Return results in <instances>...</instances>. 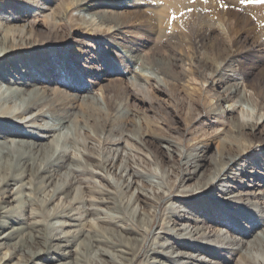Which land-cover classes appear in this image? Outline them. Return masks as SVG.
<instances>
[{"label": "rangeland", "instance_id": "374dc122", "mask_svg": "<svg viewBox=\"0 0 264 264\" xmlns=\"http://www.w3.org/2000/svg\"><path fill=\"white\" fill-rule=\"evenodd\" d=\"M70 2L0 0V39L8 36L15 42L7 63L0 64L5 73L0 76V94L5 97L9 87H21L24 81L29 83L27 91L37 87L47 98L54 96L56 87L78 91L81 97L89 91L95 97L94 106L82 98L75 102L80 127L63 131L76 143L73 147L64 144L68 162L53 174L49 186H40L45 180L39 171L43 156L37 158L35 167L21 163L18 155L22 152L13 153L17 159L0 165V207L10 209L6 218L10 225L15 224L11 219L24 222L23 247L37 250L48 245L55 231L46 226L66 218L51 220L45 210L63 207L73 210L75 219L69 221L79 226L62 229L82 227L90 233L79 253L75 252L79 258L76 264L264 263V226L255 224L254 220H261L251 214L264 209V174H260L264 173V119L254 133L243 131L244 120L258 119L264 113V101L259 109L252 101L241 102L237 94L224 99L229 84L223 75L237 77L242 83L245 77L241 74L245 73L246 83L256 84L264 94V60L260 59L264 51L254 45L264 39V2L177 0L167 7L163 18L154 20L153 9L163 7L162 0H124L127 4L123 5L120 0H109L111 5L100 8L109 15L142 16L140 21L125 17L127 25L109 40L84 34L82 18L91 14ZM238 14L246 21L244 30L236 22ZM149 18H153L152 24ZM198 25L206 29L221 26L210 31L215 50L198 46ZM235 37L241 38L238 47L245 51L240 67L230 63L229 56L227 62L222 60ZM116 40L123 46L114 44ZM126 45L142 54L137 64L119 50ZM69 61L75 70L68 66ZM151 61L155 68L141 67ZM157 66L162 73L155 71ZM140 70L144 77L138 80L135 72ZM251 92L246 91L248 95ZM107 95L114 99L113 114L112 110L109 113ZM9 104L15 105L14 114L1 115L0 122L16 129H33L36 107L15 113L21 111V98H13ZM83 114L96 130L83 129ZM39 119L38 124L47 121ZM241 150L238 158L224 164ZM69 169L76 181L57 192L68 181L60 179L61 173ZM23 174L24 180L32 183L31 189H26L32 203L20 208V199L14 200L9 190L13 192ZM256 176L261 181L255 180ZM4 189L7 197H3ZM54 190L55 198L47 202L45 198ZM248 191L251 194H245ZM242 241L244 247L234 249L235 243ZM77 242L70 249L74 250ZM99 249L115 253L122 261H104L106 256L95 254ZM169 249L174 252L165 254ZM175 251L184 254L179 261L169 256ZM247 252L251 259L245 258ZM20 257L17 254L11 263Z\"/></svg>", "mask_w": 264, "mask_h": 264}, {"label": "bare ground", "instance_id": "6f19581e", "mask_svg": "<svg viewBox=\"0 0 264 264\" xmlns=\"http://www.w3.org/2000/svg\"><path fill=\"white\" fill-rule=\"evenodd\" d=\"M116 1L118 2L119 0H116ZM120 1L121 2L119 4H122V5L127 4V2L123 3L124 0H120ZM159 1L161 2V0H159ZM162 1L165 2L163 7H159V8L155 7L153 9L154 20H155V17H157L158 20L163 18V16L165 15L164 14L165 11H167V9L170 8L172 6V4L177 0H162ZM226 2H228V1H226ZM109 3H110L109 0H108V2L105 0H71L70 6L78 7L79 9L84 10L85 12L88 11V13L91 14L90 18H86V17L82 18L81 24L84 27L83 28L84 34H86V35L98 34V35H100V39L109 40L110 35H112V36H114L115 34L118 35V33L127 25V21L124 22L125 17L128 16L130 19H133L135 17L138 20H139V18H142L141 14L138 15L136 13H135V15L133 14L131 16H129L127 14L123 15V14L118 13V12H115L114 14L109 15L100 9L102 7H105V6H109ZM110 5H111V3H110ZM228 5H226L225 7H227ZM101 12H103V13H101ZM226 12H227V14L229 13L228 11H226ZM150 13H152V12H150ZM146 17H147V15H146ZM96 18H98L99 20H96ZM206 18L208 19V17H206ZM237 18H238V20H236V22H237L238 26L243 29L244 23L246 21L243 20L242 16L239 14H238ZM137 19H135V20H137ZM144 19H146V18H144ZM152 19L153 18H149V22H148L149 24H152V22H153ZM210 20H211V18H210ZM202 21H203V19H202ZM212 23L207 22V24H212ZM237 24H236V27H237ZM198 27H199V25H198ZM215 27H218V29H219V27L221 28V26H212L211 28H209V26H208V29L204 28L203 26L198 28L199 31H197V33H196L197 34V44H198V46L201 47V49L206 50V51H208L209 49L215 50L214 43H213L214 40L212 38H210V36H211L210 31H211V29H213ZM151 28H152V26H151ZM230 28H228V29H230ZM153 29L155 30L154 27H153ZM231 29L228 31H231ZM242 29H240V30H242ZM260 30H261V28H260ZM261 31H263V29ZM227 33H229V32H227ZM240 41H241V38L233 39L231 45L228 48H225V49H227V50H225L227 52V55L223 59L221 58L222 60H224L223 62H227L228 60H230V63H236L237 65H239V67H240V65H242L244 63L245 59L243 58V56H244L245 51L239 49L238 44L240 43ZM255 42H256V40H255ZM12 43H15V42L12 41V39L9 38L8 36L3 38V39H0V64H2L3 61L8 60L9 57H6V56H8V54H12V52L15 50V48H14L15 46L11 45ZM118 43H119V45H121V43L117 40H116V43H114V44L117 45ZM254 45L258 49V51L259 50L264 51V39L263 38H261L260 40H257L256 44H254ZM121 46H123V45H121ZM119 50H121L123 53H125L126 57L132 63L134 62L135 64H137L139 59H141L143 57L142 54L139 53L138 49H136L134 46L128 47V45H126L122 49H119ZM228 56H229V58H228ZM227 58H228V60H227ZM260 59L264 60V56L261 57ZM152 61L146 62V64H144V62H143V65L141 67H143V68L154 67L155 68V65L151 64V63H154ZM68 66H70L73 70H75L70 61H69ZM219 67L216 70H219ZM141 70L139 72L138 71L135 72L136 77L138 76V80H139V78L144 77V76H142L144 74H142ZM155 71L158 74L162 73V71H160V68L158 66H157ZM3 74H5V73H3L0 70V76L1 77H3ZM164 74H165V72H164ZM223 75H224V79H225L224 81L229 84L228 85L229 93L226 96H224V99L232 98V96L237 94L240 96L241 102L242 101H244V102L252 101L256 104V106H258L259 109H261L263 107L264 94L262 93L261 90L260 91L257 90L256 84H253L250 82L246 83L247 75L245 73L241 74L242 78H243V76L245 77V81L242 83L239 82V78H237V77L230 76L227 73H225ZM4 77H5V75H4ZM7 77H9V76H7ZM159 77L160 76H158V79H161V77L160 78ZM7 79H8L7 81H9V82H11V83L13 82V79H11L10 77ZM222 79H223V77L221 78V80ZM22 83H23L22 84L23 87L22 86L17 87V88L9 87V90H8L9 93L5 97H4L3 93L0 94V110L7 111V113L0 112V117H2L1 115H4V116L10 115V113L12 112L11 110H13L15 105H11L9 103L12 101L13 98L18 97V98H21V101H22V104L19 107V109H21V111L19 110L18 112H15V113H21V112L23 113L29 109L31 110V108L36 107L37 113H36L35 117L33 115V117H34V118L32 117L33 120L38 122L40 120L39 118H42V119L44 118V120L46 118L47 121L44 123H40V124L35 122L34 128L33 129L27 128V130L16 129L13 127V125H10V124L8 125V124H5L4 122H0V136H2V139L0 140V165L5 161L8 162V161H11L12 159H17L15 154L22 152V154L18 155L19 160L21 159V163L28 164V165L30 164V165H33V167H35L37 164V161H36L37 158L39 156H43L42 157L43 167H40L39 171L43 173L44 177H42V178H45V180L40 181V186L42 185V186L46 187V186H49V184L51 183V181L53 179L52 177L54 176L53 174L56 173L57 169L60 167H66V163L68 162V152H67L68 148H65L66 146L64 144L66 143V144H69L70 146L73 147L74 144L76 143L70 136L68 137L67 135H65L66 133L63 131V130H65V128H67L69 130H73L74 127L75 128L80 127V123L78 122V118L81 117V115L79 114V112L75 111V106H76L75 102L78 101L80 98H82V100L84 102H86L88 105L94 106L95 97L89 95V93H91L89 91L86 92L85 96L81 97L80 93L77 90H76L77 92H75V93H72V92L70 93L69 90L58 89L56 87V88L52 89V93L54 94V96L52 98H47L41 94V92H40L41 90H38L37 87L27 91L28 89L26 88V85H28L29 83L27 84L24 81ZM248 86H249V88H248ZM249 89L252 92H251V94L248 95L247 94L248 92L246 93V91ZM47 90H50V89H47ZM87 93H88V95H87ZM109 96L110 95H107L106 97L109 98ZM112 99H113V97L109 98V104H110L109 113L112 110V114H113V111L116 108H115V104L112 101ZM117 110H118V108H117ZM93 111H94V113H98V111H96L95 108L93 109ZM219 112H221V111H219ZM12 114H14V112L11 113V115ZM82 118L84 120H86L85 122L82 123L83 126H86L84 128L82 126V128L84 130H86L87 128H92L93 130H96V125L95 124L94 125L89 124V119L85 114L82 115ZM262 118L264 119V113H261L258 119L256 116L252 119H248L247 121L244 120V122H243V126H244L243 129L244 130L243 131H248V133L249 132L254 133ZM22 123H26V122L22 121ZM29 124H30V122H29ZM32 124H34V123H32ZM90 132H91V130H90ZM48 139H50V140H48ZM45 140H46V142L43 143V141H45ZM9 151H12L11 155H9ZM242 152L243 151L241 150L238 154H234L233 156H230L228 158L229 160L225 161L224 164L228 163L229 161H231L233 159L238 158L239 155L242 154ZM13 153H15V154H13ZM262 161H264V160H262ZM17 167H19V166H17ZM22 169H23V172H27V169L25 167ZM222 170H225V167H222ZM222 170H221V172H222ZM253 171L254 170H250L249 172H253ZM260 174H264V173L261 172ZM73 175H74V173H73V170L71 171V169L66 170L65 172L61 173L60 179L65 178L66 180L69 181V183H68V181L65 182V184H63V186H60L58 188L57 192H62L65 188L71 186L74 183V181H76L75 180L76 178L74 179ZM24 176H25V174L20 176V183L17 184L16 186H14L13 192H11L9 190V193H10L11 197H13L14 200H17L18 198L20 199V200H18V207H20V208H23L25 205H29L32 203L31 192L26 191V189H31L32 183L26 182L24 180L25 179ZM250 180H253V179L250 178ZM255 180L261 181V179L257 176H256ZM262 181H264V179H262ZM10 184H12V182L8 183V185H10ZM255 184H257V182ZM6 192H7V190H5V189L2 191L3 197H7V195H5ZM245 194H251V192L248 191ZM55 196H56V191L54 190L53 193L48 194V197H46L45 199L47 202H50L55 198ZM9 210L10 209L6 205L0 207V223H1V228H0V264H14V263H11V261H12L13 257H15L17 254H19L21 257L18 259V262L15 264H45V260L49 261L51 259H52V261L56 262L54 264H76V261L79 258H78L77 253H75V252H78L81 250L83 245L90 238V235H89L90 233L87 231L85 232V230L82 229V227H79L76 230H68V231H65L64 229H62V227L67 226V225L79 226V224H74V223L72 224L69 221L70 219L74 218L73 217V215H74L73 210H70L69 208H63V207H61L59 209H57L55 207V209L50 210V211L45 210L47 217L51 220L54 218H61V219L66 218V219H62L61 223L59 222L60 224L59 223L58 224L53 223V222L50 223L49 225L46 224L47 230H49V231L53 230L55 232L51 235L50 240H49L50 242H48V245H46L45 247H40L37 250H32L30 247H27V248L23 247L25 245V243L22 241H23L25 234L27 233V229L22 224L24 222L18 223V220H16V219H11L15 224H12V225L9 224L10 222H8L6 219L8 217ZM256 211L255 212L251 211V214L256 215L255 218L257 219V221L261 220V223H258V222H256V220H254L255 224L261 225V227H263L264 226V209L261 213H258ZM18 217H20V216H18ZM258 228H259V226H258ZM81 236L83 238H80ZM262 238H264V237H262ZM77 240H78V242H77V245L74 247L75 249L74 250L70 249ZM232 241H233V239H232ZM165 244L166 243L162 244V246H164ZM235 244H236V247H234V249H236V250H241V248L244 247L243 241H242V243L237 242ZM7 245H8V247H7L6 251L1 254V250L3 248H5ZM234 249L232 250L233 252H235ZM99 250H96L95 254L100 253L103 256H106L107 258H106V260H104L106 262H112L111 260L119 262L122 259V257H121L119 260L118 257H116L115 253L110 252L107 249H99ZM72 251L76 255L73 254ZM159 252H163V251L159 250ZM172 252H174V251L172 249H169L166 251L165 254H170ZM175 253H176L175 255L174 254L169 255L172 257L175 256V261H179L184 255L182 252H179V251H175ZM248 254H249V252L246 253L245 258L247 257L248 259L249 258L251 259V256ZM44 255H46V256H44ZM42 256H44V257L42 258ZM36 258L38 260H36ZM48 258H50V259H48ZM42 261H44V262H42ZM262 264H264V263H262Z\"/></svg>", "mask_w": 264, "mask_h": 264}, {"label": "snow or ice", "instance_id": "6c2138e0", "mask_svg": "<svg viewBox=\"0 0 264 264\" xmlns=\"http://www.w3.org/2000/svg\"><path fill=\"white\" fill-rule=\"evenodd\" d=\"M246 2H247V0H246ZM253 2H264V0H253Z\"/></svg>", "mask_w": 264, "mask_h": 264}]
</instances>
